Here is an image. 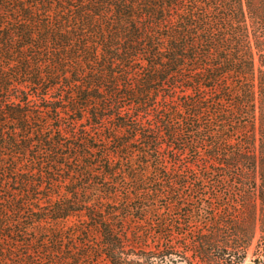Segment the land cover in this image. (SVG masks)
Listing matches in <instances>:
<instances>
[{
    "label": "trees",
    "instance_id": "obj_1",
    "mask_svg": "<svg viewBox=\"0 0 264 264\" xmlns=\"http://www.w3.org/2000/svg\"><path fill=\"white\" fill-rule=\"evenodd\" d=\"M252 247L264 264V0H0V264Z\"/></svg>",
    "mask_w": 264,
    "mask_h": 264
},
{
    "label": "rangeland",
    "instance_id": "obj_2",
    "mask_svg": "<svg viewBox=\"0 0 264 264\" xmlns=\"http://www.w3.org/2000/svg\"><path fill=\"white\" fill-rule=\"evenodd\" d=\"M205 163H206V161H202V162H201V165H202V166H205ZM185 192H186V196H187V197H192V196H191L192 193H193V196H194L195 198L198 197V195H200V191H198V192H195V191H193V190L190 191V188H189V187H187V188L185 189ZM187 193H188V194H187ZM205 199H207V198H205ZM164 202H166V200L164 201V197H162V198L158 201L159 204L156 205L157 207H156L155 210L152 212V214H151V216H150V221L153 223L152 225H156V224H154V223H156V222L159 221L160 219H163V220H164V213H166V212L168 211L167 208L164 210ZM169 212H171V213H169ZM169 212H168L169 216H174V217H176V215H177L176 211L171 210V211H169ZM196 225H197V224H196V221H193L192 224H191L189 227H191V228H195ZM154 227H155V226H153V228H154ZM187 227H188V226H187ZM156 236H157L156 233H151V239H150V241L153 242ZM253 249H254V247H252L251 250H250V254H249V256H248V258H247V260H246V264H256V263H254V262L252 261V258L254 257L253 254H252Z\"/></svg>",
    "mask_w": 264,
    "mask_h": 264
}]
</instances>
